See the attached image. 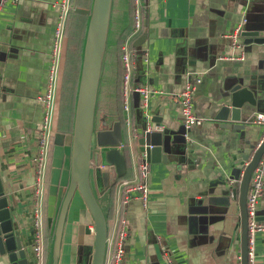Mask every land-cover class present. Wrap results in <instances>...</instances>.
Returning a JSON list of instances; mask_svg holds the SVG:
<instances>
[{"label": "crops", "instance_id": "obj_1", "mask_svg": "<svg viewBox=\"0 0 264 264\" xmlns=\"http://www.w3.org/2000/svg\"><path fill=\"white\" fill-rule=\"evenodd\" d=\"M87 1L89 6L70 0L73 27L74 23L83 25L80 66L89 18L75 13L74 8L91 9L93 0ZM244 15L249 18L247 29L257 30L263 7L257 0L144 1V32L138 45L135 41L138 47L132 48L137 65L134 86L147 84L153 95L143 107L132 94V127H124L131 136L133 130L141 131L148 113L150 120L161 117L167 163L150 164L146 206L137 198L138 192L132 193L134 199L126 207L120 205L116 190L110 189L100 198L109 237L120 218L126 221L124 264H169L168 256L173 264H241V209L238 199L227 192L228 177L238 165L232 160L237 147L226 143L217 123L212 122V111L241 84L257 99L255 107L245 106L250 112L243 114V119L264 114V44L236 46L230 38ZM64 16L65 0H19L16 4L9 0L0 13V178L5 194L12 197L10 205L16 207L19 235L31 249L33 157L45 109L41 97L48 84L55 31ZM145 56L148 65L143 61ZM198 77L202 82L195 94L196 112L209 121L184 136L181 106L174 96ZM78 88L71 87L74 102L70 109L66 107L71 111L73 129ZM55 121L54 135L65 134V142L57 146L53 139L50 149L44 199L45 247L39 264H53L56 225L71 176L72 142L67 132L58 130L60 111ZM105 121L102 118L97 129L103 128ZM255 126L260 138L264 127ZM137 154L128 155L123 180H139ZM113 178L118 180L115 173ZM258 216L264 224V197ZM94 244L93 217L76 193L67 214L59 264H91ZM255 253V264H264V231L256 235ZM32 255L34 258L33 249ZM0 264H10L8 255L0 254Z\"/></svg>", "mask_w": 264, "mask_h": 264}, {"label": "water", "instance_id": "obj_2", "mask_svg": "<svg viewBox=\"0 0 264 264\" xmlns=\"http://www.w3.org/2000/svg\"><path fill=\"white\" fill-rule=\"evenodd\" d=\"M263 7L264 0H257ZM114 0H93L91 9L75 7L74 11L89 18L79 88L77 94L75 120L72 138L70 183L62 202L55 231L53 244V264H59L62 241L68 210L76 193L84 200L94 220V253L91 264H105L107 242L109 237L108 221L100 198L110 191L116 182L113 178L122 179L127 173L128 155L146 153L150 164L167 163L164 154V133H145L149 121L138 130V137L127 134L120 121L112 126L104 123L97 129V109L100 89L107 56L110 25ZM238 37V46L264 44V15L257 23V30H248L249 18ZM138 45V42H136ZM141 101V96L137 93ZM212 111L219 132L223 133L226 143L237 147L232 155L236 167H233L227 180L228 195L238 199L241 209V264H249V227L247 198L254 171L264 155V139L256 134L254 115L243 119L248 114L246 105L255 107L257 99L253 91L241 84L234 86ZM160 119H151L150 123L162 124ZM184 125V124H183ZM187 133L184 127V136ZM238 135V136H237ZM65 134L56 132L54 144L63 146ZM96 152H100L95 156ZM128 152V153H127ZM97 164L95 165L94 159ZM101 165V166H99ZM12 197L4 192L0 178V254L8 255L10 264H34L29 242H24L19 235L16 221V207L10 205ZM259 215V212H258ZM261 223L262 219L257 217ZM264 222V221H263Z\"/></svg>", "mask_w": 264, "mask_h": 264}, {"label": "built area", "instance_id": "obj_3", "mask_svg": "<svg viewBox=\"0 0 264 264\" xmlns=\"http://www.w3.org/2000/svg\"><path fill=\"white\" fill-rule=\"evenodd\" d=\"M9 0H0V13L3 6ZM13 4L19 2V0H10ZM136 12L135 20L132 30L129 36L126 38L123 46V52L121 54L122 65V94H123V111H124V125L132 127L131 117V96L137 93L141 96V102L143 107H147L153 92L149 85L134 86V78L137 71V65L135 57L132 51V43L135 37H137L143 29L142 18V2L141 0H135ZM71 10L70 0H65V16L55 31V40L52 50V62L48 72V84L44 95L41 97L44 103V116L42 124L38 133L37 149L33 157L34 168V203L31 211L32 216V236H33V253L34 264H39L43 259L44 247H45V220H44V199H45V186L47 178V169L49 163V154L51 149V143L54 139V121L56 117V98L57 88L59 81L60 63L62 57V45L64 38L65 20L68 12ZM247 23L246 15L242 17L240 23H238L234 33L230 36L233 39L236 46H238V37L243 29V26ZM144 63L149 64V58L144 57ZM202 82L201 78H196L194 81H190L184 87V89L175 94L174 101L181 106V119L184 123V127L187 132L194 127H200L207 123L209 119L201 117L196 112L195 107V94L197 86ZM149 124L145 133L152 132H164L165 127L163 125H155L150 123V115H146ZM254 124L264 127V114L257 115ZM131 136L138 137V131L133 130ZM264 139V135H263ZM137 164L139 171L138 181H127L118 179L114 186L111 188L113 192H118L120 196V205L126 207L133 197V192H138L137 198H139L144 206L147 205L149 200V185L148 178L150 175V163L146 153L137 154ZM264 197V155L259 162L256 170L253 173L250 188L247 198V210H248V227H249V264H255V238L257 233L264 231V224L257 220L259 212L260 199ZM128 236L126 221L124 218H120L115 233L108 237L107 242V254L105 264H124L126 258V239ZM241 261V257L239 259ZM167 262L173 264L171 258L167 257Z\"/></svg>", "mask_w": 264, "mask_h": 264}, {"label": "trees", "instance_id": "obj_4", "mask_svg": "<svg viewBox=\"0 0 264 264\" xmlns=\"http://www.w3.org/2000/svg\"><path fill=\"white\" fill-rule=\"evenodd\" d=\"M144 1L146 2V0H141L142 18L144 17ZM135 12V0H114L107 57L101 83L99 106L97 109V127L99 128L102 118H105V124L108 126L113 125L117 121L124 124L122 65L120 57L123 52L126 38L129 36L134 25ZM143 32L144 20L141 33L133 40V49L138 47L135 41H138Z\"/></svg>", "mask_w": 264, "mask_h": 264}, {"label": "rangeland", "instance_id": "obj_5", "mask_svg": "<svg viewBox=\"0 0 264 264\" xmlns=\"http://www.w3.org/2000/svg\"><path fill=\"white\" fill-rule=\"evenodd\" d=\"M82 1L83 0H81L80 4L88 5V6L90 5L89 4L90 1H87V0L86 2H82ZM73 15L74 14L71 10L70 16H68L69 18H67V22L65 23V28H64L62 58H61L60 71H59L60 78L58 81V88H57L56 117H55L56 119L58 116V120H59V111H60L61 121L63 122L64 119L67 121L68 123L67 127H66L65 122L64 123H61V121L58 122V124L60 123L58 130L67 132L70 137L71 142L73 138V128L71 127V123H70L71 119L69 115L71 114V111H69V109L71 106H73L74 97H75V91L73 94V89H71V87L73 88L79 87L78 79L80 78V74H81L80 54L83 49V39H84V34L81 32V28L83 29V25L81 27L80 23H74L76 29L77 27L80 28L78 31L74 30L75 27H73V20H71V17L73 18ZM77 56H78V59H77ZM72 83L73 85H71ZM61 87H62V90H61ZM60 92L62 95H61V99H60L61 102H60L59 110H58L57 101H58ZM72 95L73 97L72 99H70ZM67 106L69 107V109L66 108ZM57 111H58V115H57ZM67 111H69V113H67ZM55 127H56V121H54V128ZM51 147H52V143H51ZM60 155H61L60 152H58L57 157H60Z\"/></svg>", "mask_w": 264, "mask_h": 264}]
</instances>
